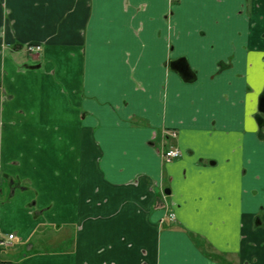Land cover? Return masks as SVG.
<instances>
[{"label": "crops", "instance_id": "1", "mask_svg": "<svg viewBox=\"0 0 264 264\" xmlns=\"http://www.w3.org/2000/svg\"><path fill=\"white\" fill-rule=\"evenodd\" d=\"M262 102L264 0H0V264H264Z\"/></svg>", "mask_w": 264, "mask_h": 264}, {"label": "water", "instance_id": "2", "mask_svg": "<svg viewBox=\"0 0 264 264\" xmlns=\"http://www.w3.org/2000/svg\"><path fill=\"white\" fill-rule=\"evenodd\" d=\"M179 64L180 65L175 67V69L183 76H186V75L191 76V73H190L191 70H190L189 64L187 62H181ZM261 109L264 111V102H262ZM166 193L170 194L168 190L166 191Z\"/></svg>", "mask_w": 264, "mask_h": 264}, {"label": "built area", "instance_id": "3", "mask_svg": "<svg viewBox=\"0 0 264 264\" xmlns=\"http://www.w3.org/2000/svg\"><path fill=\"white\" fill-rule=\"evenodd\" d=\"M34 49H36V50H39L40 49V47H36V48H30V51H32V50H34ZM173 136H175V134H172ZM180 156V152L178 151V150H170L169 152H167L166 154H165V158H166V160H168V161H170V160H172V159H174V158H177V157H179ZM173 218V220H174V216L172 217ZM9 238L10 239H13L14 238V235H10L9 236Z\"/></svg>", "mask_w": 264, "mask_h": 264}, {"label": "rangeland", "instance_id": "4", "mask_svg": "<svg viewBox=\"0 0 264 264\" xmlns=\"http://www.w3.org/2000/svg\"><path fill=\"white\" fill-rule=\"evenodd\" d=\"M30 46H27V51H28V53H35V52H37V50L36 49H34V50H32V51H30ZM173 215L171 214V213H169L168 215H167V218H169L170 220H172L173 221Z\"/></svg>", "mask_w": 264, "mask_h": 264}, {"label": "flooded vegetation", "instance_id": "5", "mask_svg": "<svg viewBox=\"0 0 264 264\" xmlns=\"http://www.w3.org/2000/svg\"><path fill=\"white\" fill-rule=\"evenodd\" d=\"M172 134H175V132H173ZM173 136V135H172ZM175 136H176V134H175Z\"/></svg>", "mask_w": 264, "mask_h": 264}]
</instances>
